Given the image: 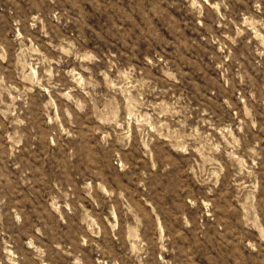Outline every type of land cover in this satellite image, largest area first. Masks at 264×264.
Returning <instances> with one entry per match:
<instances>
[{
  "label": "rangeland",
  "instance_id": "rangeland-1",
  "mask_svg": "<svg viewBox=\"0 0 264 264\" xmlns=\"http://www.w3.org/2000/svg\"><path fill=\"white\" fill-rule=\"evenodd\" d=\"M0 264H264V0H0Z\"/></svg>",
  "mask_w": 264,
  "mask_h": 264
}]
</instances>
